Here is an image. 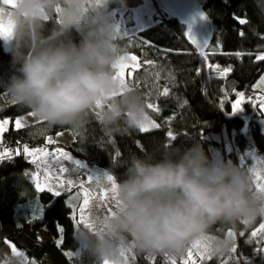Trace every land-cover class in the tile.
I'll use <instances>...</instances> for the list:
<instances>
[{
    "label": "clouds",
    "instance_id": "1",
    "mask_svg": "<svg viewBox=\"0 0 264 264\" xmlns=\"http://www.w3.org/2000/svg\"><path fill=\"white\" fill-rule=\"evenodd\" d=\"M125 7L127 0H14L11 7L0 0V19L12 26L7 51L17 66L5 83L12 99L50 127L81 126L102 105L98 119L107 135L139 131L148 104L136 90L122 91L116 74L128 49L113 13ZM121 166L118 206L74 233V252L92 264H125L130 244L139 253L179 258L206 241L210 255L224 257L235 241L215 226L264 218L255 175L211 158L199 141L183 150L166 144L155 162L132 154ZM0 260L27 264L3 247Z\"/></svg>",
    "mask_w": 264,
    "mask_h": 264
},
{
    "label": "trees",
    "instance_id": "2",
    "mask_svg": "<svg viewBox=\"0 0 264 264\" xmlns=\"http://www.w3.org/2000/svg\"><path fill=\"white\" fill-rule=\"evenodd\" d=\"M146 0H127L132 9ZM210 16L215 37L204 53L189 41L187 27L165 15L155 24L136 34L120 36L121 42L140 60V67L128 76L130 87L139 92L160 127L149 131H134L126 135H107L99 123L101 108L96 109L81 125L48 126L39 121L17 127L19 116L32 113L12 99L5 83L16 74V65L0 39V120H10L2 134V150L17 152L27 144L41 147L46 138L71 130L75 141L69 151L76 157L106 170L116 181L125 178L123 161L130 155L149 157L155 162L165 151V145L181 150L202 143L206 153L215 154L226 144L228 160L241 164L249 150L264 158V113L251 100L242 104L243 110L232 114L233 103L254 90L264 74V0H199ZM9 7H11L9 5ZM116 8V5H113ZM243 20L245 23H240ZM51 23L49 27H51ZM74 38L79 40L75 34ZM151 62V63H146ZM169 89L167 97L163 89ZM172 132V140L168 133ZM35 164L22 151L0 159V247L16 245L26 254L27 264L49 257L54 264H92L74 252L76 223L67 195L37 191L30 173ZM261 219L237 226H215L217 233L238 231L236 251L224 257H211L204 264H264L257 241L251 235ZM63 229V232L60 229ZM44 232L49 240L39 241ZM243 233V235H241ZM136 251V249H135ZM183 257H168L135 252L134 264H183ZM0 264L6 261L0 260Z\"/></svg>",
    "mask_w": 264,
    "mask_h": 264
},
{
    "label": "rangeland",
    "instance_id": "3",
    "mask_svg": "<svg viewBox=\"0 0 264 264\" xmlns=\"http://www.w3.org/2000/svg\"><path fill=\"white\" fill-rule=\"evenodd\" d=\"M11 6V5H10ZM116 16L118 18V25L120 26L119 34L122 35H131L136 34L139 31H141L144 28H147L153 24H155L158 20V17H164L166 14L160 10L157 1L156 0H146V2L138 7L132 8V9H119L117 10ZM187 31H189L190 26H186ZM203 51L202 53H204ZM128 56H135L133 54H128ZM264 57V53L258 54V58ZM137 62L140 65V60L137 57ZM140 67V66H139ZM138 67V68H139ZM137 69V68H136ZM117 72V69H116ZM264 77V74L262 75ZM261 77V78H262ZM125 78L128 82V70H125ZM261 78L259 81L255 84L254 90L250 93L244 94V101L251 100L256 105L259 106V98L261 96H264V86L258 88L257 85L260 84ZM260 108V106H259ZM264 113V112H263ZM18 118L21 119L22 126L32 124L39 122V120L36 116L25 114L22 116H19ZM17 118V119H18ZM16 119V120H17ZM3 120H0L2 122ZM9 123L6 125V129L10 126V120L8 119ZM149 121H154L156 124H158L152 117L149 116ZM263 124V131H264V116L261 119ZM16 125V121H15ZM157 127H151V129H155ZM3 134V133H2ZM2 134H0V142L2 140ZM49 139L53 141V143H49ZM75 141V135L71 130H65L58 134H52L49 135L46 138V144L41 147H30L29 150L36 149V148H46L49 152L54 151L57 148L63 149L64 151L68 152L69 155L72 156L73 160L80 161L84 167H80L76 169V165H74L70 161H62L61 163L69 168V173H65V178H71L74 181H76V186L72 187L71 190L68 189V186L65 184V187L63 189L57 188L56 190L60 191L61 194L67 195V203L72 209V216L75 215V223H76V231L81 227L84 226L83 223H81L79 226L77 225V220L80 218L79 209L83 206V195H82V189L79 187V182L83 181L86 188L89 189V191L92 194V198L90 200V206L86 208V214L90 217L95 218L98 220L99 218H102L104 216H107L110 214L109 209L112 211L115 210L116 201L114 199H111V196L113 195L111 192H109V199L107 201H102L100 199L101 195L103 194L104 190L111 189V184L106 180V176L110 175L106 170L99 168L97 166H94L93 164L89 163L87 160L80 159L76 156H74L70 151L69 148ZM24 148H18L19 153ZM226 144L223 143V148L216 152L215 159L216 160H228L227 153H226ZM4 150V149H3ZM1 147H0V153H3ZM10 152V151H9ZM11 153V152H10ZM17 152L11 153L10 156L15 154ZM18 154V153H17ZM30 158V157H29ZM243 158V160H242ZM241 158V166L243 168L249 169L255 177H257V174L264 176V158L256 151V150H249L246 152L245 155ZM31 159V158H30ZM32 160V159H31ZM51 168L50 171L52 173H59V165L56 164L55 161H51ZM73 169H76L75 171H72ZM37 171L40 172V175L43 176L44 169L41 167L38 169L37 164H35L34 170L30 173L31 178L36 184V180L34 179V175L37 173ZM92 175L94 179L89 183L88 176ZM115 179V178H114ZM116 181V179H115ZM256 182H258L256 180ZM118 184V182L116 181ZM54 193V192H53ZM261 221L256 224L253 231H256L260 224L264 223V218H259ZM231 232L234 233L232 236L233 240H238V231L232 230ZM39 241L40 242H46L48 237L44 232L39 233ZM255 240L257 241L259 252L261 255H264V251H260L261 249H264V234H258L255 237ZM13 248H15V252H13ZM12 254L16 255V252L24 255L25 253L21 251L16 245H12ZM135 246L133 244H130L129 247L126 249L125 256H124V262L125 264H134V256H135ZM210 258L212 255L208 254ZM26 254L24 255V257ZM187 258V256H186ZM210 258H206L202 264L206 263ZM26 259V257H25ZM194 259L197 261V264H201L200 257L194 250ZM35 264H54L49 257H45L42 261L34 260Z\"/></svg>",
    "mask_w": 264,
    "mask_h": 264
},
{
    "label": "snow or ice",
    "instance_id": "4",
    "mask_svg": "<svg viewBox=\"0 0 264 264\" xmlns=\"http://www.w3.org/2000/svg\"><path fill=\"white\" fill-rule=\"evenodd\" d=\"M4 3L14 6V0H3ZM3 16V9H0V17ZM203 19H207V17H202ZM240 23H245V21L241 20ZM120 26L117 25V31L119 32ZM12 32V26L11 22L5 23L2 19H0V39L7 40L11 36ZM188 39L193 43L197 44L198 40L197 37L192 34V29L189 27V33H188ZM260 59H264V57H260ZM151 63V62H146ZM140 65L137 62L136 56H127L125 59V62L122 64L116 66L117 69V78L121 82V88L122 91L131 90L129 83L127 82L125 78V70H128V76L130 77L132 72L136 70ZM264 86V77L261 78L260 84L257 85L258 88ZM162 95L167 97L169 95V89L164 88ZM240 98L237 99L233 105V112L232 114H235L237 112H240L243 110L242 104L244 103V94L238 93L237 94ZM259 106L262 112H264V96H261L259 98ZM102 105H98L97 109L101 108ZM149 109H154L155 111L159 112L160 108L159 106H154L152 103H148ZM99 115V113H97ZM30 115L35 116V113H30ZM9 123V121L6 119L2 122H0V134H2L6 130V125ZM16 126L20 127L22 126L21 119L18 118L16 120ZM151 127H160L159 124H156L154 121H149L144 124V126L140 129L141 131H149ZM168 136L174 140L175 136L172 132L168 133ZM49 143H53L51 139L48 141ZM23 152L32 159V162L34 164H37L38 169L43 168L44 173L43 176L40 175V172L37 171V173L34 175V179L36 180V189L37 191H49L54 192L56 196H59L61 194L60 191L56 190L57 188L63 189L65 187V184L68 186V189L71 190L72 187L76 186V181H74L71 178H65L64 174L69 173V168L65 167L61 162L62 161H71L74 165H76V169L80 167H84V165L78 161L73 160L72 156L69 155L68 152L64 151L63 149L57 148L52 152H49L46 148H36L29 150V148L25 145L23 148ZM17 153H19V149H17ZM11 153L8 150H5L3 153H0V159H3L7 156H10ZM243 160V158H242ZM51 161H55L57 165H59V173H52L50 171L51 168ZM76 169H73L72 171H75ZM94 179L92 175L88 176V181L91 183V181ZM106 180L111 184V189H105L103 194L101 195L100 199L102 201H107L109 199V192H111L113 195L111 196V199H114L116 201V206H118V201L116 200L117 195V188L118 184L116 183L114 177L112 175H107ZM256 180V187L259 191L264 192V176H261L257 174ZM79 187L83 190V206L79 209L80 218L77 220V225L79 226L81 223H83L84 226L87 227H94L96 219L93 217H90L86 214V208L90 206V200L92 198V194L89 191L88 188L85 187L84 182H79ZM110 214L113 213L111 209H109ZM75 219V215L73 217ZM247 222V221H245ZM61 232H63V229H60ZM258 234H264V223L260 224L259 228L256 231H253L251 235L253 237H256ZM228 235L233 236L234 233L229 231ZM243 235V233H241ZM194 250L200 257L201 264L206 258H210L209 254V245L206 241H196L193 243L191 248L189 249L187 253V258L183 260V264H197V261L194 259ZM15 248H13V252H15ZM233 252L236 251L235 247H233ZM260 251H264V249H261ZM16 254H20L16 252ZM104 264H109L107 260L104 261ZM171 264H177L175 259L171 260Z\"/></svg>",
    "mask_w": 264,
    "mask_h": 264
},
{
    "label": "water",
    "instance_id": "5",
    "mask_svg": "<svg viewBox=\"0 0 264 264\" xmlns=\"http://www.w3.org/2000/svg\"><path fill=\"white\" fill-rule=\"evenodd\" d=\"M156 1L160 10L166 15L176 19L181 25L191 27L192 34L197 37L198 43L193 44L189 41L199 52L205 51L212 44L215 37L213 22L199 0Z\"/></svg>",
    "mask_w": 264,
    "mask_h": 264
},
{
    "label": "crops",
    "instance_id": "6",
    "mask_svg": "<svg viewBox=\"0 0 264 264\" xmlns=\"http://www.w3.org/2000/svg\"><path fill=\"white\" fill-rule=\"evenodd\" d=\"M13 255H15V254H13ZM24 255H25V254H24ZM25 257H26V256H25ZM25 260H26V262H28V259H27V257H26V259H25Z\"/></svg>",
    "mask_w": 264,
    "mask_h": 264
},
{
    "label": "built area",
    "instance_id": "7",
    "mask_svg": "<svg viewBox=\"0 0 264 264\" xmlns=\"http://www.w3.org/2000/svg\"><path fill=\"white\" fill-rule=\"evenodd\" d=\"M116 14H118L117 11L115 13H113V15H116Z\"/></svg>",
    "mask_w": 264,
    "mask_h": 264
},
{
    "label": "bare ground",
    "instance_id": "8",
    "mask_svg": "<svg viewBox=\"0 0 264 264\" xmlns=\"http://www.w3.org/2000/svg\"><path fill=\"white\" fill-rule=\"evenodd\" d=\"M0 147H1V149H2V146H1V144H0ZM3 151V150H2Z\"/></svg>",
    "mask_w": 264,
    "mask_h": 264
}]
</instances>
